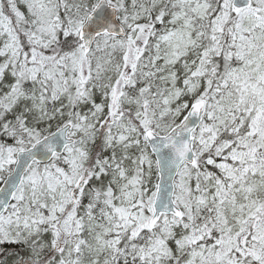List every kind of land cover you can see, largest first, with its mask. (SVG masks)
Returning <instances> with one entry per match:
<instances>
[{
  "label": "snow or ice",
  "instance_id": "6c2138e0",
  "mask_svg": "<svg viewBox=\"0 0 264 264\" xmlns=\"http://www.w3.org/2000/svg\"><path fill=\"white\" fill-rule=\"evenodd\" d=\"M0 264H264V0H0Z\"/></svg>",
  "mask_w": 264,
  "mask_h": 264
}]
</instances>
